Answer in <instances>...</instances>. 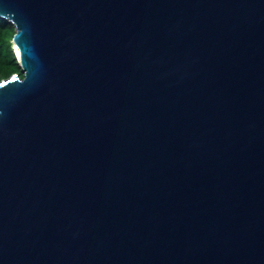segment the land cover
I'll return each instance as SVG.
<instances>
[{
	"label": "water",
	"instance_id": "95a60500",
	"mask_svg": "<svg viewBox=\"0 0 264 264\" xmlns=\"http://www.w3.org/2000/svg\"><path fill=\"white\" fill-rule=\"evenodd\" d=\"M0 17V264H264V0Z\"/></svg>",
	"mask_w": 264,
	"mask_h": 264
},
{
	"label": "trees",
	"instance_id": "16d2710c",
	"mask_svg": "<svg viewBox=\"0 0 264 264\" xmlns=\"http://www.w3.org/2000/svg\"><path fill=\"white\" fill-rule=\"evenodd\" d=\"M14 33V26L0 17V81L12 74L23 76L12 48Z\"/></svg>",
	"mask_w": 264,
	"mask_h": 264
},
{
	"label": "bare ground",
	"instance_id": "6f19581e",
	"mask_svg": "<svg viewBox=\"0 0 264 264\" xmlns=\"http://www.w3.org/2000/svg\"><path fill=\"white\" fill-rule=\"evenodd\" d=\"M15 49H16V47H15Z\"/></svg>",
	"mask_w": 264,
	"mask_h": 264
}]
</instances>
